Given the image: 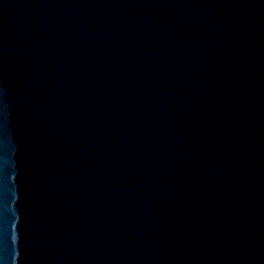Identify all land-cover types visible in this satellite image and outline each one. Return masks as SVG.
<instances>
[{"label": "water", "instance_id": "1", "mask_svg": "<svg viewBox=\"0 0 264 264\" xmlns=\"http://www.w3.org/2000/svg\"><path fill=\"white\" fill-rule=\"evenodd\" d=\"M0 264H150L68 0H0Z\"/></svg>", "mask_w": 264, "mask_h": 264}]
</instances>
